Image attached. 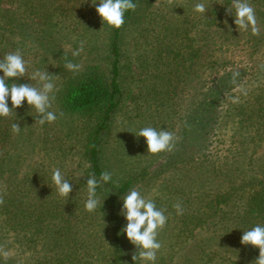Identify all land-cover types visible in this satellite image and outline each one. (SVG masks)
Listing matches in <instances>:
<instances>
[{"label":"rangeland","instance_id":"obj_1","mask_svg":"<svg viewBox=\"0 0 264 264\" xmlns=\"http://www.w3.org/2000/svg\"><path fill=\"white\" fill-rule=\"evenodd\" d=\"M52 1L43 0L36 9L39 13L23 5L19 9L22 13L17 16L24 18L20 21L24 23L17 33L3 31L0 35L4 45L20 46L27 62L37 63V69H47L58 88L49 109L57 114V120L50 123L52 142L44 137L32 142L36 134H45L43 128H38L24 143L22 151L25 153H21L20 164L27 167L24 171L34 166L40 169L39 173L59 168L74 182V202L89 215L86 220L84 216L73 220L80 224L81 231L90 228L92 237L84 248L75 250L72 262H65L64 253H70L76 246L65 252L52 242L51 250L50 242L41 239L42 234H39V244L29 241L31 246H27L28 242L19 240L15 230L4 228L0 222V264H106L111 233L106 206L98 196L103 206L93 212L84 208L88 176L85 150L88 133L93 131L97 117L64 110L60 107L59 95L72 79L90 75L109 79L110 25L102 20L91 0H60L58 3L67 10L65 14L58 15L57 11L50 21L45 20L39 10L48 6L53 10ZM25 2L27 0H22L21 4ZM199 2L201 0H174L170 5L166 0H136L134 21L120 37L119 79L124 98L102 137V165L104 171L112 173L114 183L132 179L130 189L138 187L142 195L154 199L157 207L166 209L168 221L158 235L162 248L157 252L155 264H254L259 255L258 247L242 245L240 240L244 230L264 225L254 218L247 219L245 212L252 194L264 185V118L253 110L259 91L264 89L261 86L264 14L257 16L260 35H252L250 29L238 31L236 27L229 38L227 24L229 16H234L227 8L229 3L232 6V0H203L205 14L194 11V5ZM0 5L14 10L18 3L3 0ZM185 31L193 38L191 44L199 56L196 67L180 81L177 80L180 60L176 52L185 51L174 46ZM81 42L83 51L73 57L72 52ZM66 57L81 64L82 69L78 73L66 69ZM205 58L210 61L203 66L201 60ZM154 63L160 64L162 71L155 70ZM164 68L176 70L172 74L170 71L167 81ZM242 69L243 73L238 75L241 82L227 91L223 84L229 83V71L234 74ZM218 76L222 83L218 92L222 91L218 94L220 97L212 100L207 98V88ZM165 88L175 91L165 95L162 93ZM234 99L238 102H233ZM208 100L212 102L205 104ZM203 104L207 107L201 110L202 125L187 124L189 114ZM146 126L174 132L177 137L174 150L147 152L145 138L135 135ZM3 146L1 142L0 148ZM177 202L182 204L185 213L195 215L198 206L206 205V213L202 218L198 213L194 221L191 218L192 224L184 215L176 214L173 205ZM218 208H222L221 212ZM126 245L132 247L131 253L138 252L127 236ZM42 255L52 259L45 261ZM126 264L135 262L127 259ZM136 264L151 262L137 261Z\"/></svg>","mask_w":264,"mask_h":264},{"label":"trees","instance_id":"obj_2","mask_svg":"<svg viewBox=\"0 0 264 264\" xmlns=\"http://www.w3.org/2000/svg\"><path fill=\"white\" fill-rule=\"evenodd\" d=\"M10 1L17 2L18 6L14 10H6L0 5V35L3 31L17 33L16 31L18 28L24 23V21L20 22L21 20H24V18L17 16V14L22 13L19 9L23 5H28L31 6L32 12L35 10L36 13H39L36 9L42 4L41 2L43 0H27V2L22 4V0ZM59 1L60 0H53L51 2L55 4L53 10H51L49 6L40 8L39 11L43 14L42 17L45 20L50 21L57 11L58 15L65 14L67 10L66 8H62L64 6L62 3H58ZM133 2L136 3V0H133ZM1 3H3V0H0V4ZM251 4L255 8L256 17L258 14H264V0H257V2L251 1ZM229 7H232L230 3ZM217 8L218 7L212 9V12L216 11ZM135 12L136 9L134 11L128 10L125 12V23L122 27L114 28L110 26V43L107 57V65L110 73L109 79L104 80L96 75L72 79L65 84L59 95V104L64 110L72 113L87 114L93 118L97 117L96 123L92 128L93 131L88 133V143L86 144L85 150L88 176L94 173L97 178H99L100 174L104 171L101 160L102 137L104 132L110 126L113 113L122 104L124 98V88L119 79L121 71L120 61L122 56L120 50V37L122 31L134 21ZM234 13L235 10L233 9V14ZM233 19L234 17L232 18L229 16V23L227 24L229 25V38L231 37L230 34L233 33V31L235 32L233 29L236 28ZM189 31H185V35H180L178 42L174 46V48L185 52L187 49L191 50V52L187 51L186 53L176 52L180 60L179 69L177 70V80L180 81L183 75H185L184 80L187 78L193 66L196 67L197 57L199 56L197 53H194L198 50L194 49L191 44L193 38L188 37L187 32ZM3 41L4 39L0 38V59H3L7 53L14 52L17 49H20L22 52V48H20L19 45L9 43L4 45L2 43ZM23 57L24 59L26 58L25 56ZM206 60L207 58L201 60L204 62L203 66L208 65L207 63L210 61ZM199 66L200 64L197 68H199ZM37 67V63L32 64L30 62L26 77H21L19 80L9 78V83L30 82L35 84V81H29L27 77L30 76ZM153 67L155 70L159 69L162 71L160 64L158 65L157 63H154ZM255 67L256 65H254V68ZM170 71L171 74L176 72L175 69L164 68L166 81L170 78ZM237 72L242 74L243 69ZM0 75H3L2 71H0ZM165 75H163L164 79ZM227 75H229V83L223 84V87L227 91H230L241 82V78L239 76H235L234 78L231 71H229ZM220 80L221 77L218 76L209 86V89L207 88V91H209L208 94L206 93L208 95L207 98L212 99L220 97V95L218 96L222 91L220 90L218 92V88H220L222 84ZM261 83V86H264V80H262ZM172 91L175 90L165 88L162 93L170 95ZM212 91L213 94L210 93ZM259 93L260 96L258 94L259 97L255 100V102L258 101L256 109L254 107L253 110L254 112L257 111L261 113L260 117L264 118V89L259 91ZM160 99L163 98L160 97ZM203 99L205 100L206 96H203ZM212 100H208L209 102L205 104H210ZM205 104L199 107L198 110L189 114L190 120H187V124L198 122L202 125L199 119H203L200 114L202 113L201 110L207 107ZM9 107H11L10 98ZM96 114L98 116H96ZM36 120V110L34 107L29 106L26 101L22 107L13 110L11 116L0 117V143H4V146L0 148V196L3 197L4 201L3 204H0V216L2 219L0 222L4 225V228L10 227L15 230L19 240L28 242L27 246H31L32 243L39 244V234H42L41 239L46 238L50 242L51 250L54 248L52 242H54V245L61 246L65 252L76 246L73 250L71 249L70 253H64V257L67 259L65 262H72L75 250L79 247L84 248L86 242H89L88 238L92 237V234H89L90 228H86L84 231L79 230L78 228L81 226L76 223L73 218L80 220V217L84 216L83 219L86 220L89 214L82 211L80 208L81 206L75 204L74 190L70 193L67 201L58 195L56 186L51 179L53 172L50 170L51 168H48V170H42L41 173H39L37 171L40 169L35 168L34 166L28 168V171L23 170L27 167H21L20 161L23 158L21 153H25L22 151L23 145L27 140L32 138V135L35 134L38 128H43L45 134H36V137L31 140L32 142H36L40 137H44L48 141L52 139L51 135H49L51 124L46 122L41 126ZM14 122L19 123L21 127L19 134L12 132L11 125ZM201 128L202 127L199 129ZM257 134L258 131L255 135ZM34 147H36V143H34ZM27 153L29 152H26V154ZM31 172H33V174H31ZM65 176L67 177V175ZM66 179L69 180V183L74 189V182L69 178ZM132 182V179H127L123 183L116 184L111 180L97 188V195L104 200L107 215L111 224V233L108 236V246L106 247L109 251L108 259L105 260V262H107L106 264H126L127 259H129V262H132V255L136 253H131L132 247L126 245V233L121 232V229L126 225V220L120 215V209L123 203L121 198L127 194ZM205 209L206 205L198 206L194 212L197 214L199 213L202 218L206 213ZM221 210L222 208H218L217 211L221 212ZM245 212L247 219L251 220V218H254L264 224V185L252 194L250 203H248ZM197 214L195 215L193 212H184L183 215L186 220H190L193 224L194 219L197 218ZM181 226L185 227L183 223H181ZM29 241H31L30 245ZM41 257L44 258L43 255ZM51 259L52 258H49V256L44 258L45 261Z\"/></svg>","mask_w":264,"mask_h":264},{"label":"clouds","instance_id":"obj_3","mask_svg":"<svg viewBox=\"0 0 264 264\" xmlns=\"http://www.w3.org/2000/svg\"><path fill=\"white\" fill-rule=\"evenodd\" d=\"M96 6V12L104 22L114 28H120L124 25L125 12L135 10L137 5L133 0H91ZM168 4H173L174 0H166ZM233 9L235 13L233 14ZM194 11L200 14L206 13V4L201 2L194 5ZM227 12L234 16V23L237 30L248 31L254 36L260 35L256 11L250 0H232V7L227 8ZM225 23H227L225 21ZM83 51V42L80 47L72 52L73 57L78 56ZM65 68L73 73H78L82 69L81 64L74 63L65 58ZM29 62H27L20 49L7 53L3 59H0V117H9L13 110L22 107L26 101L29 106L34 107L37 113L36 122L43 126L46 122L53 123L57 120V114L49 109L55 101V93L58 88L55 84V78L50 72L36 69L30 76L29 81L36 83H9V78L19 80L26 77L28 73ZM264 67V65H262ZM235 72L233 77L238 76ZM9 98L11 107H9ZM233 102H238L233 100ZM63 116V112L60 113ZM12 132L19 134L21 127L19 123L14 122L11 125ZM137 137H144L147 144V152L157 154L160 152H172L175 148L176 135L167 130H157L154 127L146 126L135 133ZM52 181L54 182L58 195L66 201L72 193L73 188L69 180L65 178L59 168L52 172ZM112 180V173L103 171L99 178L93 173L87 176V198L84 208L88 212L95 211L103 201L97 195V188ZM122 207L120 215L126 220V225L121 229L126 233L128 240L136 246L138 252L132 255V260L148 261L155 264L157 252L162 248V243L158 240L159 232L165 227L168 216L165 215L166 209L157 207L154 199L142 195L138 187H132L126 195L121 198ZM3 197L0 196V204H3ZM177 215H183L184 208L180 202L173 205ZM242 245H252L258 247L259 255L254 260V264H264V225L257 224L249 230H244L241 240ZM5 257L7 253L4 254Z\"/></svg>","mask_w":264,"mask_h":264}]
</instances>
